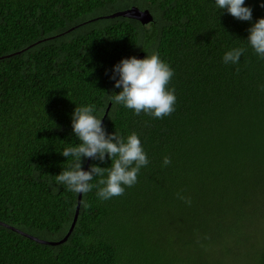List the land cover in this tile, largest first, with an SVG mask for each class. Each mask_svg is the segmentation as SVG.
<instances>
[{
	"label": "trees",
	"instance_id": "trees-1",
	"mask_svg": "<svg viewBox=\"0 0 264 264\" xmlns=\"http://www.w3.org/2000/svg\"><path fill=\"white\" fill-rule=\"evenodd\" d=\"M262 4L245 0L246 22L215 0H0V264H264V60L246 42ZM131 7L154 19L105 17ZM237 47L240 63L225 64ZM153 51L174 70L163 119L108 99L122 90L114 66ZM88 105L108 134L137 133L149 164L122 196L83 194L69 238L43 244L22 232H69L79 193L54 176Z\"/></svg>",
	"mask_w": 264,
	"mask_h": 264
},
{
	"label": "clouds",
	"instance_id": "clouds-1",
	"mask_svg": "<svg viewBox=\"0 0 264 264\" xmlns=\"http://www.w3.org/2000/svg\"><path fill=\"white\" fill-rule=\"evenodd\" d=\"M215 5L239 21H252V8L245 6V0H215ZM248 32V46L264 60V18L252 23ZM246 50L237 47L227 51L223 62L239 64ZM112 71L114 87L122 89L119 94L109 95L108 99L114 105H123L135 115L143 112L155 119H163L175 111V88H169L174 70L161 60L158 52L153 51L143 59L134 56L122 59ZM261 91H264V85ZM95 112V105L76 106L74 109L71 127L79 143L67 146L60 152V155L67 158V167H63L62 172L54 176V180L55 185H63L73 193L87 194L96 188L100 200H109L122 196L126 187H133L137 183L138 174L141 168L149 164V159L137 133L132 132L126 138L116 131L108 134L102 119ZM106 156L111 161L110 167L91 165L87 171L83 170L82 158L103 163ZM170 163V157L163 158V166ZM93 179H97L96 184L91 183ZM52 191L58 192V188L52 187ZM177 198L191 204L190 198L181 193H177Z\"/></svg>",
	"mask_w": 264,
	"mask_h": 264
},
{
	"label": "water",
	"instance_id": "water-1",
	"mask_svg": "<svg viewBox=\"0 0 264 264\" xmlns=\"http://www.w3.org/2000/svg\"><path fill=\"white\" fill-rule=\"evenodd\" d=\"M118 16L135 19V20L140 21L142 23H146V22L152 21L154 19L152 14H151V12L149 10H142L139 7H131L129 9H127V10L119 11V12L113 13V14L105 16V17L106 18L107 17L114 18V17H118ZM143 56H144V54H141L137 59H142ZM111 105H112V103H110L109 108L107 109V112L105 114V118L108 115V112L110 110ZM90 161H91V159H88V162H87L86 167H85V171L88 170V167L90 165ZM82 196H83V193H79L78 205H77L76 214H75L72 226H71L69 232L67 233V235L61 241H59V242H48V241L40 240V239H38V238H36V237H34L32 235H29V234H27L25 232H22V233L25 236H27V237H29L31 239H34L36 241H39V242H41L43 244H59V243L65 242L69 238L71 233L73 232V230H74V228L76 226V223L78 221V217H79V213H80V209H81Z\"/></svg>",
	"mask_w": 264,
	"mask_h": 264
}]
</instances>
